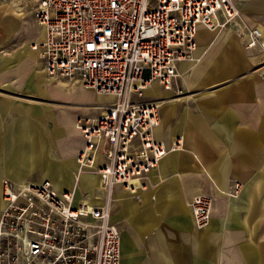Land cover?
Segmentation results:
<instances>
[{
    "label": "crops",
    "instance_id": "obj_1",
    "mask_svg": "<svg viewBox=\"0 0 264 264\" xmlns=\"http://www.w3.org/2000/svg\"><path fill=\"white\" fill-rule=\"evenodd\" d=\"M247 12L255 17L243 20ZM240 14L220 30L199 26L197 59L180 61L171 88L147 97L159 102L154 136L178 143L144 188H112L118 264H264V0L241 1ZM251 27L259 37L245 47ZM42 35L20 0L0 1V182L47 179L99 204L97 176H75L76 123L109 95L48 77L29 47ZM194 195L210 201L202 227L188 206Z\"/></svg>",
    "mask_w": 264,
    "mask_h": 264
},
{
    "label": "built area",
    "instance_id": "obj_2",
    "mask_svg": "<svg viewBox=\"0 0 264 264\" xmlns=\"http://www.w3.org/2000/svg\"><path fill=\"white\" fill-rule=\"evenodd\" d=\"M4 1V0H0ZM6 1V0H5ZM243 0H20L42 27L36 52L45 74L109 95L92 118L77 121L82 144L75 176H97L99 204L74 199L47 179L0 182V264H118L119 233L109 219L113 186L129 194L144 188L147 172L177 146L154 136L159 104L143 99L152 83L170 89L180 61L191 60L199 26L220 30L239 16ZM259 30L246 32L253 46ZM104 160L97 162L96 153ZM237 184H234V188ZM210 201H188L202 227Z\"/></svg>",
    "mask_w": 264,
    "mask_h": 264
},
{
    "label": "rangeland",
    "instance_id": "obj_3",
    "mask_svg": "<svg viewBox=\"0 0 264 264\" xmlns=\"http://www.w3.org/2000/svg\"><path fill=\"white\" fill-rule=\"evenodd\" d=\"M253 17H255V15H253L252 12H247L246 15L244 17H242V19L243 20H249V19H253ZM196 59H197V56H196V54L194 52L193 61L192 60H187V62H194ZM163 94H164V90L162 88L157 87L156 85L153 84V85H151V87H149L148 89L144 90L143 99H147V97H150V96H153V97L154 96H162ZM101 99L104 102H110L112 98L110 96H106V97H102ZM76 197H78V196L76 195Z\"/></svg>",
    "mask_w": 264,
    "mask_h": 264
},
{
    "label": "bare ground",
    "instance_id": "obj_4",
    "mask_svg": "<svg viewBox=\"0 0 264 264\" xmlns=\"http://www.w3.org/2000/svg\"><path fill=\"white\" fill-rule=\"evenodd\" d=\"M239 16L241 17V14L239 13ZM234 20V19H233ZM234 23L232 22V25H233ZM191 60L193 61V58H191ZM147 89V88H146ZM145 89V90H146ZM158 104H159V102H158Z\"/></svg>",
    "mask_w": 264,
    "mask_h": 264
}]
</instances>
